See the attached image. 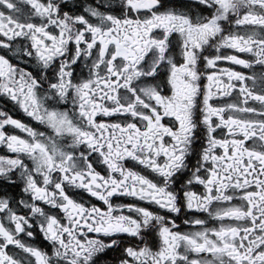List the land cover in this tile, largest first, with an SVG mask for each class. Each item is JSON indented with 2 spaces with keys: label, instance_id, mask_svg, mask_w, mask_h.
<instances>
[{
  "label": "snow or ice",
  "instance_id": "6c2138e0",
  "mask_svg": "<svg viewBox=\"0 0 264 264\" xmlns=\"http://www.w3.org/2000/svg\"><path fill=\"white\" fill-rule=\"evenodd\" d=\"M194 3L0 0V264H264V0Z\"/></svg>",
  "mask_w": 264,
  "mask_h": 264
},
{
  "label": "flooded vegetation",
  "instance_id": "af4514ba",
  "mask_svg": "<svg viewBox=\"0 0 264 264\" xmlns=\"http://www.w3.org/2000/svg\"><path fill=\"white\" fill-rule=\"evenodd\" d=\"M87 2H90V3H95V0H87ZM177 5H183L185 6L186 10L188 11H191L193 14H195L197 11H201V9H199L196 4L194 3V0H177ZM102 7V5H101ZM32 71H37L36 69H31ZM51 103V102H49ZM7 105V102L3 100V98H0V106H6ZM16 115V118H19L21 119L22 121H27L28 118L25 117L23 115V113H19V112H16L15 113ZM23 135V134H21ZM5 154V150L0 148V155H3ZM87 194L85 193V196ZM178 222L182 223V219L181 218H178Z\"/></svg>",
  "mask_w": 264,
  "mask_h": 264
}]
</instances>
